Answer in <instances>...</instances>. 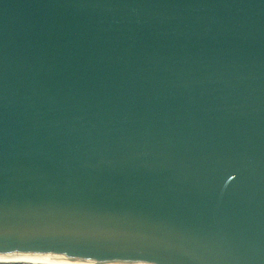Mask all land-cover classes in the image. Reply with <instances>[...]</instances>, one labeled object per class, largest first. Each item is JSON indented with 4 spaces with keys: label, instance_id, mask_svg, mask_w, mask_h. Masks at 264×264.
<instances>
[{
    "label": "water",
    "instance_id": "95a60500",
    "mask_svg": "<svg viewBox=\"0 0 264 264\" xmlns=\"http://www.w3.org/2000/svg\"><path fill=\"white\" fill-rule=\"evenodd\" d=\"M2 254L264 264V0H0Z\"/></svg>",
    "mask_w": 264,
    "mask_h": 264
},
{
    "label": "bare ground",
    "instance_id": "6f19581e",
    "mask_svg": "<svg viewBox=\"0 0 264 264\" xmlns=\"http://www.w3.org/2000/svg\"><path fill=\"white\" fill-rule=\"evenodd\" d=\"M0 263L4 264H72L54 260L50 255L46 256H25L20 254H2L0 255ZM91 264V263H86Z\"/></svg>",
    "mask_w": 264,
    "mask_h": 264
},
{
    "label": "rangeland",
    "instance_id": "374dc122",
    "mask_svg": "<svg viewBox=\"0 0 264 264\" xmlns=\"http://www.w3.org/2000/svg\"><path fill=\"white\" fill-rule=\"evenodd\" d=\"M11 264V263H10ZM14 264H21V263H14Z\"/></svg>",
    "mask_w": 264,
    "mask_h": 264
}]
</instances>
